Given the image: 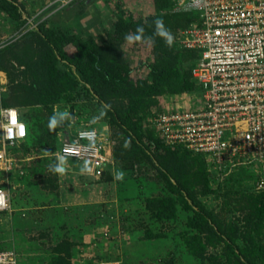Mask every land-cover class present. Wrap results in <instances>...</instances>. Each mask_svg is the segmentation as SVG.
Instances as JSON below:
<instances>
[{"label": "trees", "instance_id": "obj_1", "mask_svg": "<svg viewBox=\"0 0 264 264\" xmlns=\"http://www.w3.org/2000/svg\"><path fill=\"white\" fill-rule=\"evenodd\" d=\"M0 10L14 22L28 20L23 17L18 0H0ZM168 10L165 4L144 17L117 14L113 28L100 42L93 39L79 42L74 34L46 22L39 23L0 47V69L8 78L7 93L2 96L1 105L16 107L25 122L22 108L42 106L47 115L39 123L40 139L55 140L56 128L66 123L54 113L57 103L64 99L72 102L83 99L91 105L97 102L103 110L100 115L114 129L112 151L118 170L135 176L144 172L143 164L148 163L168 190L166 195L145 198V207L152 217L162 224L175 219L181 203L191 210L186 217L189 227L186 242L202 262L264 264V236L260 233L264 224V189H256L253 183L245 190L248 194L233 196L230 202L239 211L238 219L236 223L225 220L201 198L216 189L211 184L213 164L201 152L165 142L146 124L155 110H161L158 104L164 95L192 94L195 106L202 93L191 70L197 51L181 46L178 37L172 36L173 43L167 45L165 37L156 34L153 23L160 18L165 30L167 26L180 28L182 22H197L199 14L193 9H186L189 16ZM138 27L143 28V33L137 32ZM128 35H139V40L152 46L154 60L147 63L146 75L133 71L123 47ZM69 45L72 50L68 49ZM28 133L11 150L25 144ZM121 133L123 137L119 136ZM110 167L109 164L100 180L114 178ZM248 174L253 179V174ZM55 178L49 175L41 177L40 181L44 186L56 187ZM154 235L146 231L145 236ZM74 244L69 237L56 242L52 248L55 254L48 264H72ZM217 245H221V251L207 250L208 246ZM110 259L100 257L91 264ZM163 264H174V257Z\"/></svg>", "mask_w": 264, "mask_h": 264}, {"label": "rangeland", "instance_id": "obj_2", "mask_svg": "<svg viewBox=\"0 0 264 264\" xmlns=\"http://www.w3.org/2000/svg\"><path fill=\"white\" fill-rule=\"evenodd\" d=\"M186 1L18 0L22 15L28 20L25 23L14 22L0 10V47L18 39L27 30L41 22H46L51 27L74 34L79 42L90 39L100 42L103 36L113 28L117 14H123L125 17H144L158 6L166 4L169 6V12H181L189 16L191 14L185 8ZM80 8L83 9L79 11ZM182 24L180 28L167 26V31L176 38L182 30L190 25L187 21L182 22ZM123 47L127 52L133 71L136 74L146 75L149 71L147 63L154 60L151 44L142 40H133L131 43L129 41L124 42ZM68 49L72 50V45H69ZM187 65L190 63L188 62ZM6 93L7 84L5 89L0 86V107L1 98ZM194 98L195 96L192 94L164 95L160 98L158 108L173 110L181 107H192L194 106ZM102 111L97 102L91 105L83 99L75 102L64 99L55 105L54 113L66 121L65 125L56 128L57 137L55 140L51 137L42 140L40 139L39 123L47 115L46 110L40 105L21 109L29 133L26 143L13 148L11 152L13 156L20 159L25 174L17 175L0 170V186L8 191L15 207L38 204V192L41 191L40 178L49 175L54 176L55 169L59 164L56 152L63 139L73 138L76 132L82 128H97L113 139L114 129L100 115ZM123 135L121 133L119 136L123 137ZM77 161L83 163L80 160ZM143 167L144 172L129 176L123 171L124 175H116L115 181L108 182L100 189L98 188L97 193L100 201L106 202L99 203L97 244L91 245L89 242L82 247L80 246L78 248L81 249L80 251L74 249L72 264H91L100 257L111 258L114 255L120 256L122 259L120 264H163L171 256L174 257V264H206L193 254L186 242L189 231L186 217L191 212L190 209L179 203L177 217L167 220L163 224L152 217L146 209V197L166 195L168 190L164 182L157 176L155 168L148 163H144ZM211 168L213 170L211 184L216 189L201 198L209 208L214 209L225 220L236 223L239 211L234 208L230 201L233 196L248 194L245 190L252 186L253 179L248 177V172L242 169L228 173L218 172L215 168ZM114 171H117V168ZM124 178H126L125 187L130 196H126L120 201L117 198L118 191L115 188L120 187L119 183L124 182ZM23 181L30 184L31 193L28 195L26 189L23 188L24 185L18 184ZM27 196L29 197L27 198ZM112 198H116V200ZM109 201H114L119 206L117 214L110 215V211L106 207ZM121 206H124V212H121ZM28 211H32V209ZM11 212L8 215L0 213V249L15 248L19 253L20 264H48L55 254L52 250L53 245L58 242L54 241L56 240L54 238L55 232L52 234L51 231L44 230L38 221L32 226H17L11 218V214L14 217L15 212L17 215L21 213L14 210ZM36 213L38 212H34V214ZM56 228L58 231L64 230V228ZM146 231L155 234L154 237H146ZM260 233L264 236V224L260 227ZM221 249V245L207 247L209 251H221Z\"/></svg>", "mask_w": 264, "mask_h": 264}, {"label": "built area", "instance_id": "obj_3", "mask_svg": "<svg viewBox=\"0 0 264 264\" xmlns=\"http://www.w3.org/2000/svg\"><path fill=\"white\" fill-rule=\"evenodd\" d=\"M185 8L196 10L199 20L181 31L178 42L198 53L191 70L202 93L197 105L157 111L147 124L165 142L203 153L218 172L248 169L255 188L264 189V0H187ZM7 81L0 69L2 89ZM0 115V170L8 172L17 166L11 148L27 136L28 125L16 107L1 105ZM113 144L104 131L82 128L63 139L56 154L86 163L100 178L113 162ZM0 192L2 212L11 206L8 191L0 186ZM0 264H20L18 251L0 249Z\"/></svg>", "mask_w": 264, "mask_h": 264}, {"label": "crops", "instance_id": "obj_4", "mask_svg": "<svg viewBox=\"0 0 264 264\" xmlns=\"http://www.w3.org/2000/svg\"><path fill=\"white\" fill-rule=\"evenodd\" d=\"M57 158L59 163L58 167H63L64 171L62 173L57 171L54 173L56 177L55 182L57 183L56 187H52L50 184L44 186L42 182H39L41 191L38 192L37 205L26 204L25 206H19L17 208L9 195L11 208L0 213L8 215L13 210L19 211L21 213L20 215H17V212H15L13 217L11 214V218L17 226H32L38 221L42 224L41 226H43L44 230L51 231L52 234L55 232L54 238L56 240L54 241L69 237L75 242L74 249L80 251L81 249L79 250L78 248L89 242H91V245L97 244L96 238L99 236L97 232V228L99 227L97 223L99 203L106 202L104 200L100 201L97 193L98 188L100 189L101 186H104L108 182L112 183L115 181L117 179L116 175L119 176L120 174L121 176V174L124 175L125 173L123 170H118L117 164L113 159V162L110 163V168L112 169L114 178L110 181H102L87 172L86 163H80L76 159L60 157L58 155ZM116 168L117 171H114ZM8 173L17 175L25 174V169L20 159L17 158V166L9 170ZM126 178H124V182L119 183L120 187L115 188L118 191L116 195L120 201L126 196H130L125 187ZM18 184L24 185L23 188L26 189L27 195L31 193L29 182L23 181ZM112 199L116 200V198ZM106 207L110 211V215H115L119 212V206L114 201H109ZM123 207H120L121 212L125 210ZM29 209H32V211L27 212ZM35 209L36 211H34ZM34 212H38L36 213L37 215ZM56 227L64 228V230L58 231ZM121 260L120 256L114 255L108 260V264H120Z\"/></svg>", "mask_w": 264, "mask_h": 264}, {"label": "clouds", "instance_id": "obj_5", "mask_svg": "<svg viewBox=\"0 0 264 264\" xmlns=\"http://www.w3.org/2000/svg\"><path fill=\"white\" fill-rule=\"evenodd\" d=\"M153 23L155 25L156 34L165 37L167 45L171 46V44L173 43V37L170 34V32L165 30L163 20L160 19V18H157L156 20L153 21ZM137 32L138 33H143V28L142 27H138L137 28ZM126 39L131 43V42H133V40H139L140 36L137 35V36L133 37L132 35H128L126 37ZM11 116H12V121L11 122H12L13 125H15L16 124V114H15V112L11 113ZM18 128H19V135L22 136L24 134V126L23 125H18ZM12 132H13V129L12 128H8L9 135H11ZM55 171L62 173L64 171V169H63V167H57L55 169ZM4 205H5V197H4L3 193L0 192V206H4Z\"/></svg>", "mask_w": 264, "mask_h": 264}]
</instances>
